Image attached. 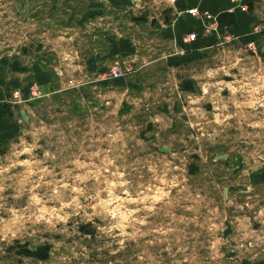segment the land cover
Instances as JSON below:
<instances>
[{
	"label": "rangeland",
	"instance_id": "rangeland-1",
	"mask_svg": "<svg viewBox=\"0 0 264 264\" xmlns=\"http://www.w3.org/2000/svg\"><path fill=\"white\" fill-rule=\"evenodd\" d=\"M123 1L0 0V264H264V27Z\"/></svg>",
	"mask_w": 264,
	"mask_h": 264
},
{
	"label": "crops",
	"instance_id": "crops-1",
	"mask_svg": "<svg viewBox=\"0 0 264 264\" xmlns=\"http://www.w3.org/2000/svg\"><path fill=\"white\" fill-rule=\"evenodd\" d=\"M128 1H123V5H130L131 3ZM174 3L176 9L175 22L171 27L169 24L162 26V31L166 32L168 38L174 43L177 41L179 44L181 41L185 43V37L190 34H197L193 41H188L194 48L206 46L211 40L210 35L204 36L206 33L203 31V27L207 21L188 14L187 10L189 9L209 12L216 17L220 27H226L227 30L236 34L248 29L252 22L261 28L264 27V7L261 5V0H241L239 3L233 0H175ZM255 32H260L257 35H262L264 28L260 29L259 32L255 30ZM259 38V36H255L256 40Z\"/></svg>",
	"mask_w": 264,
	"mask_h": 264
},
{
	"label": "built area",
	"instance_id": "built-area-1",
	"mask_svg": "<svg viewBox=\"0 0 264 264\" xmlns=\"http://www.w3.org/2000/svg\"><path fill=\"white\" fill-rule=\"evenodd\" d=\"M175 0H170V2H174ZM207 16V15H206ZM206 18H208L209 19V16H207ZM194 37V35L193 34H191V35H189L187 38H186V40L185 41H189V39H192Z\"/></svg>",
	"mask_w": 264,
	"mask_h": 264
}]
</instances>
